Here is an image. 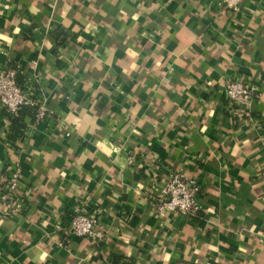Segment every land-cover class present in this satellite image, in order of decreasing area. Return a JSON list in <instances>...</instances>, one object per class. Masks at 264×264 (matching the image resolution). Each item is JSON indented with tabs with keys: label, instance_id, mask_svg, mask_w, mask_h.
Here are the masks:
<instances>
[{
	"label": "crops",
	"instance_id": "crops-1",
	"mask_svg": "<svg viewBox=\"0 0 264 264\" xmlns=\"http://www.w3.org/2000/svg\"><path fill=\"white\" fill-rule=\"evenodd\" d=\"M2 69L46 116L16 135L0 106V185L12 159L22 182L0 264H264V0H0ZM177 171L202 185L191 220L155 209Z\"/></svg>",
	"mask_w": 264,
	"mask_h": 264
},
{
	"label": "built area",
	"instance_id": "built-area-1",
	"mask_svg": "<svg viewBox=\"0 0 264 264\" xmlns=\"http://www.w3.org/2000/svg\"><path fill=\"white\" fill-rule=\"evenodd\" d=\"M244 0H221L222 6L238 11ZM16 69L0 70V106L12 116L24 108L35 110L34 120L39 122L46 116V109L40 105L38 96L23 89L18 82ZM258 87L250 82L230 81L224 93L229 102L235 106L245 107L255 97ZM9 172L3 177L0 185V214L15 217L20 213L22 188L19 163L12 159ZM264 176V172H263ZM203 192L198 178L183 172H172L159 188V202L155 209L158 212L169 211L178 214L182 219L191 220L199 216L202 205L200 196ZM98 216L96 214H78L73 217L71 226L78 237H100L97 232Z\"/></svg>",
	"mask_w": 264,
	"mask_h": 264
},
{
	"label": "trees",
	"instance_id": "trees-1",
	"mask_svg": "<svg viewBox=\"0 0 264 264\" xmlns=\"http://www.w3.org/2000/svg\"><path fill=\"white\" fill-rule=\"evenodd\" d=\"M60 44H64V42L60 43ZM29 109H31V108H24L18 114L14 115V116H12L8 112H6L7 116L10 118V121H11L10 130L12 132H14L16 135H23V133H24V131L26 129V125L24 123V119H25L26 115H30L31 114ZM32 110H34V109H32ZM27 113H29V114H27ZM31 115L34 116L35 113H33Z\"/></svg>",
	"mask_w": 264,
	"mask_h": 264
},
{
	"label": "water",
	"instance_id": "water-1",
	"mask_svg": "<svg viewBox=\"0 0 264 264\" xmlns=\"http://www.w3.org/2000/svg\"><path fill=\"white\" fill-rule=\"evenodd\" d=\"M1 172H2V171H1V168H0V174H1Z\"/></svg>",
	"mask_w": 264,
	"mask_h": 264
}]
</instances>
